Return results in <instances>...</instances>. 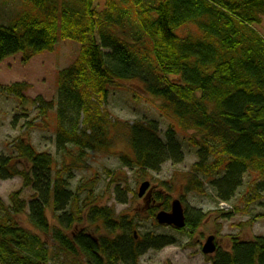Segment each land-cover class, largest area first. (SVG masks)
<instances>
[{"label": "trees", "instance_id": "trees-1", "mask_svg": "<svg viewBox=\"0 0 264 264\" xmlns=\"http://www.w3.org/2000/svg\"><path fill=\"white\" fill-rule=\"evenodd\" d=\"M24 1L30 6L9 24L0 23V63L18 53L27 63L55 51L61 40L80 44L78 56L57 76V146L63 152L77 146L79 158L56 169L54 156L38 152L25 138L14 142L16 157L0 155V178L21 176L37 193L28 203L18 191L11 206L0 197V264L49 260L42 237L16 220L27 208L31 225L54 237L67 264H81L80 257L89 264H139L149 249L173 242L151 233L138 238L135 215H117L97 201L98 181L74 191L68 180L84 167L80 163L90 151L111 146L120 125L129 146L128 152H118L122 165L147 172L184 160L174 128L162 136L157 120L122 125L113 119L107 105L110 89L120 81L142 79L147 92L162 101V111L196 133L190 140L199 160L188 175V190L205 193L209 181L220 201H230L245 174L256 172L259 180L251 196L264 198V37L255 28L263 22L264 0H107L103 10L99 0ZM189 25L196 30L179 32ZM29 87L26 82L0 83V90L21 105ZM33 102L40 105L39 117H49L53 103L42 97ZM18 162L28 167L20 169ZM86 189L84 204L79 193ZM171 200L165 190L151 196V216L170 211ZM51 207L55 226L47 214ZM185 212L187 225L180 231H196L206 219L201 209ZM206 256L211 264H264V236L244 240L237 235L229 249L218 246Z\"/></svg>", "mask_w": 264, "mask_h": 264}, {"label": "rangeland", "instance_id": "rangeland-1", "mask_svg": "<svg viewBox=\"0 0 264 264\" xmlns=\"http://www.w3.org/2000/svg\"><path fill=\"white\" fill-rule=\"evenodd\" d=\"M106 1H98L99 10L105 9ZM151 1L149 0L150 3L155 2V0ZM117 2L121 4L120 0ZM27 6L29 7L30 3L24 0H0V23L9 24ZM255 28L264 37V17L263 22L255 25ZM194 30L196 26L189 25L179 32L185 35ZM79 52L80 44L66 39L59 42L55 51L36 55L27 63L23 62L21 53L0 63L2 85L18 82H26L30 85L24 92L27 100L22 105L18 98L0 90V155L16 157L18 153L14 142L19 138H25L38 152L52 154L56 161V169L64 170V164L70 165L73 160H78L77 146L68 145L64 152L57 146V106H54L49 117H45L44 120L42 116L39 117L40 112L33 104V99L42 96L46 101L56 104L59 100L58 72L69 66ZM172 78L177 79L179 76ZM161 105L160 99L147 92L142 79H133L120 81L119 85L110 89L107 109L113 119L122 125L136 120H157L162 136H165L168 128H174L185 153L182 162L167 161L161 170L147 172L122 165L118 152L122 150L128 152L129 146L125 137L127 131H124L120 125L116 129L111 146L105 150L90 151L88 160L80 163L84 167L74 172L75 178L68 180L74 191L79 185L88 186V181L92 184L98 181L94 189L97 201L101 206L113 207L117 215H135L134 230L140 234L138 238L142 239L144 235L151 233L165 235L169 241H173L161 249H149L140 258L139 264H211L209 256L203 253V245L210 236L215 237L217 246L225 249H229L232 235H239L244 240L254 239L258 235L264 236V198L254 199L251 196L256 191L259 177L256 172L246 173L243 186L239 187L235 197L230 201H220L209 181L205 193L188 190L186 188L188 175L199 160L198 148L190 140L196 133L193 130L183 129L175 117L162 111ZM18 163L20 169L23 166L28 167L25 162ZM108 172L112 173V177ZM70 173L67 172L66 176L71 175ZM114 174H116L115 178ZM145 181H150L151 187L148 192L153 193V197L155 193L165 190L172 200L180 199L187 212L201 209L206 214V219L196 231L192 232L180 231L172 225L160 224L157 217L151 216L149 212L151 206L146 202L145 195L139 196L141 185ZM18 191L28 203L37 196L33 188L25 186L21 176L0 178V197L7 205H12V195ZM88 193L89 189L79 193L84 204ZM262 194L264 195V191ZM224 205L232 207L231 210L226 211ZM28 212L27 208L26 212L16 215V220L26 230L40 235L48 245L50 257L45 264H67L68 256L56 250L58 247L54 237L43 235L36 230L29 221ZM47 214L51 224L58 225L52 207L47 210ZM82 227L81 225L80 228ZM79 259L81 264H89L85 257Z\"/></svg>", "mask_w": 264, "mask_h": 264}, {"label": "water", "instance_id": "water-1", "mask_svg": "<svg viewBox=\"0 0 264 264\" xmlns=\"http://www.w3.org/2000/svg\"><path fill=\"white\" fill-rule=\"evenodd\" d=\"M151 187L150 181H145L142 183L139 196L143 197L146 195L145 199L150 202L152 196L151 192H148ZM157 220L163 225H172L177 229L184 228L187 225L186 212L183 202L180 199H174L171 204V211L161 210L156 215ZM217 250V245L215 242V237L210 236L208 240L203 245V253L205 255L214 254Z\"/></svg>", "mask_w": 264, "mask_h": 264}, {"label": "bare ground", "instance_id": "bare-ground-1", "mask_svg": "<svg viewBox=\"0 0 264 264\" xmlns=\"http://www.w3.org/2000/svg\"><path fill=\"white\" fill-rule=\"evenodd\" d=\"M38 97H42V96H38ZM42 98H43V97H42ZM43 99H44V98H43ZM47 102H50V101H47ZM51 103H52V102H51ZM33 104H35V106H37V108H38V110H39V106H40V105H39L38 103H35V102H33ZM52 105H53V106H52V109L54 108V106H57V112H58V110H59L58 101L56 102V104L53 103ZM51 112H52V110H51ZM232 237H236V236H235V235H232L231 238H232Z\"/></svg>", "mask_w": 264, "mask_h": 264}]
</instances>
